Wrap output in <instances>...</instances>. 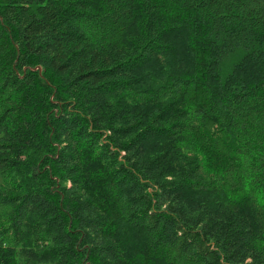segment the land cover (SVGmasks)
Returning <instances> with one entry per match:
<instances>
[{
    "label": "trees",
    "instance_id": "1",
    "mask_svg": "<svg viewBox=\"0 0 264 264\" xmlns=\"http://www.w3.org/2000/svg\"><path fill=\"white\" fill-rule=\"evenodd\" d=\"M0 177V264H264V0H0Z\"/></svg>",
    "mask_w": 264,
    "mask_h": 264
},
{
    "label": "water",
    "instance_id": "2",
    "mask_svg": "<svg viewBox=\"0 0 264 264\" xmlns=\"http://www.w3.org/2000/svg\"><path fill=\"white\" fill-rule=\"evenodd\" d=\"M37 69L40 71L39 67Z\"/></svg>",
    "mask_w": 264,
    "mask_h": 264
},
{
    "label": "rangeland",
    "instance_id": "3",
    "mask_svg": "<svg viewBox=\"0 0 264 264\" xmlns=\"http://www.w3.org/2000/svg\"><path fill=\"white\" fill-rule=\"evenodd\" d=\"M1 178V177H0ZM0 181H1V179H0Z\"/></svg>",
    "mask_w": 264,
    "mask_h": 264
}]
</instances>
